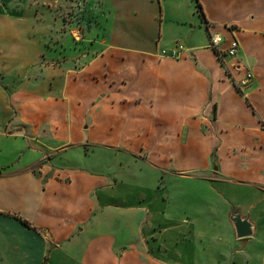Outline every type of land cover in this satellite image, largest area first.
Segmentation results:
<instances>
[{
    "label": "crops",
    "instance_id": "crops-1",
    "mask_svg": "<svg viewBox=\"0 0 264 264\" xmlns=\"http://www.w3.org/2000/svg\"><path fill=\"white\" fill-rule=\"evenodd\" d=\"M25 1L0 0V264H264V0H79L42 27Z\"/></svg>",
    "mask_w": 264,
    "mask_h": 264
},
{
    "label": "rangeland",
    "instance_id": "rangeland-1",
    "mask_svg": "<svg viewBox=\"0 0 264 264\" xmlns=\"http://www.w3.org/2000/svg\"><path fill=\"white\" fill-rule=\"evenodd\" d=\"M78 1L79 0H26L25 2L30 4L31 9L33 8L32 13L36 15V18L38 20L37 25H40V27H42L45 23L44 15L47 16L52 15L53 18L57 19V22L52 21L53 25L54 24L56 26L60 25L63 20L62 15H65L66 13L69 14L75 13L73 9H75V6ZM26 7L29 8L28 6ZM71 7H73V9ZM86 7H87L86 12L84 14H87V12L90 11V5L88 4ZM84 19H86V17H84ZM52 22H50L51 26H52ZM36 47L37 49L41 47L40 43H38L37 40H36Z\"/></svg>",
    "mask_w": 264,
    "mask_h": 264
},
{
    "label": "built area",
    "instance_id": "built-area-1",
    "mask_svg": "<svg viewBox=\"0 0 264 264\" xmlns=\"http://www.w3.org/2000/svg\"><path fill=\"white\" fill-rule=\"evenodd\" d=\"M221 43V38L216 35H209V43H208V47L211 50H216L218 52L217 58H219L221 60L222 56H228V57H232L235 58L237 56L238 50H239V44L238 41L233 38L229 44L227 45V47L224 50H219L218 46ZM185 49L183 47V45L179 44V43H175L174 46L172 48H170L169 50H162L160 52V54L162 56H166L169 58H173V59H178L180 58V56L184 53ZM248 77V75L246 76V78ZM233 216V215H232Z\"/></svg>",
    "mask_w": 264,
    "mask_h": 264
},
{
    "label": "water",
    "instance_id": "water-1",
    "mask_svg": "<svg viewBox=\"0 0 264 264\" xmlns=\"http://www.w3.org/2000/svg\"><path fill=\"white\" fill-rule=\"evenodd\" d=\"M231 220L234 224L237 237H246L251 234L250 224L246 217L241 219L238 214H234Z\"/></svg>",
    "mask_w": 264,
    "mask_h": 264
},
{
    "label": "trees",
    "instance_id": "trees-1",
    "mask_svg": "<svg viewBox=\"0 0 264 264\" xmlns=\"http://www.w3.org/2000/svg\"><path fill=\"white\" fill-rule=\"evenodd\" d=\"M195 6H196V9H197V12L199 14V16L203 19V15H202V11H201V7L198 3L197 0H195ZM215 53V55H218V52L216 50L213 51ZM219 59V58H218ZM220 60V59H219ZM238 89V88H237ZM20 220V219H19ZM21 223H23L24 225H27V222L23 221V220H20Z\"/></svg>",
    "mask_w": 264,
    "mask_h": 264
}]
</instances>
